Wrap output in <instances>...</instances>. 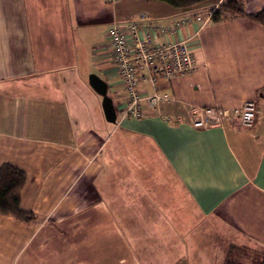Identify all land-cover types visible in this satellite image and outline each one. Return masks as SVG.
I'll return each instance as SVG.
<instances>
[{
  "label": "crops",
  "instance_id": "0c3cea01",
  "mask_svg": "<svg viewBox=\"0 0 264 264\" xmlns=\"http://www.w3.org/2000/svg\"><path fill=\"white\" fill-rule=\"evenodd\" d=\"M221 1L180 11L158 0H0V166L25 173L20 208L35 215L0 214V264H225L231 250L264 248V26L235 13L212 21ZM239 1L247 14L264 7ZM140 14L156 26L210 18L154 31L159 43L185 41L196 69L163 85L171 99L155 111L121 119L107 31ZM248 100L257 113L244 127L232 111ZM194 106L231 112L195 128Z\"/></svg>",
  "mask_w": 264,
  "mask_h": 264
},
{
  "label": "built area",
  "instance_id": "2783aa9c",
  "mask_svg": "<svg viewBox=\"0 0 264 264\" xmlns=\"http://www.w3.org/2000/svg\"><path fill=\"white\" fill-rule=\"evenodd\" d=\"M198 15L182 17L171 26H156L145 22L146 16L140 14L139 20L118 21L108 29L107 39L110 59L117 70L126 99L119 111L120 118L142 119L146 113L155 111L163 101L171 97L162 93L164 84L173 78L191 74L196 69V59L185 41L156 42L154 31L174 34L182 25L192 20L205 23ZM228 109L220 106L192 107L191 124L195 128L222 126L229 118ZM257 113L253 100L245 101L233 109L232 114L240 125L251 127ZM169 119V118H168Z\"/></svg>",
  "mask_w": 264,
  "mask_h": 264
},
{
  "label": "trees",
  "instance_id": "16d2710c",
  "mask_svg": "<svg viewBox=\"0 0 264 264\" xmlns=\"http://www.w3.org/2000/svg\"><path fill=\"white\" fill-rule=\"evenodd\" d=\"M168 4L174 9L185 11L206 0H158ZM229 13L245 16L264 26V7L261 11L247 14L244 12L243 4L239 0H223L212 12L211 20L216 22ZM25 183V173L11 165L2 164L0 166V214L9 215L20 222L29 223L35 215L32 212L24 211L20 208V192ZM225 264H241L237 260L231 259L232 250L229 251ZM257 264H264V257Z\"/></svg>",
  "mask_w": 264,
  "mask_h": 264
},
{
  "label": "water",
  "instance_id": "95a60500",
  "mask_svg": "<svg viewBox=\"0 0 264 264\" xmlns=\"http://www.w3.org/2000/svg\"><path fill=\"white\" fill-rule=\"evenodd\" d=\"M87 82L91 89L101 97L100 105L105 120L108 123L115 124L117 121V113L112 98L108 94V85L106 81L95 73H90Z\"/></svg>",
  "mask_w": 264,
  "mask_h": 264
},
{
  "label": "rangeland",
  "instance_id": "374dc122",
  "mask_svg": "<svg viewBox=\"0 0 264 264\" xmlns=\"http://www.w3.org/2000/svg\"><path fill=\"white\" fill-rule=\"evenodd\" d=\"M108 33V31H107ZM108 40V39H107ZM110 48V47H109ZM91 73H97L95 70H91ZM85 73V72H84ZM84 73L82 79H84ZM232 255H236L239 258L241 264H257L264 257V248L257 246H243L239 251L234 250Z\"/></svg>",
  "mask_w": 264,
  "mask_h": 264
}]
</instances>
